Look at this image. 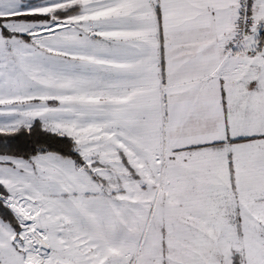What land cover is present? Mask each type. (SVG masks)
<instances>
[{"label":"snow or ice","instance_id":"obj_1","mask_svg":"<svg viewBox=\"0 0 264 264\" xmlns=\"http://www.w3.org/2000/svg\"><path fill=\"white\" fill-rule=\"evenodd\" d=\"M0 264H264V0H0Z\"/></svg>","mask_w":264,"mask_h":264}]
</instances>
